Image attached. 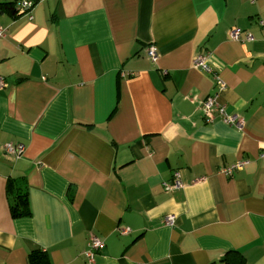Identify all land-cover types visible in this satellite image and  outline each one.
<instances>
[{"label": "crops", "instance_id": "crops-1", "mask_svg": "<svg viewBox=\"0 0 264 264\" xmlns=\"http://www.w3.org/2000/svg\"><path fill=\"white\" fill-rule=\"evenodd\" d=\"M13 1L0 0V264H86L91 236L94 264H264V0H29L19 15ZM217 90L240 126L204 117ZM174 172L182 187L165 191ZM20 189L30 214L14 218Z\"/></svg>", "mask_w": 264, "mask_h": 264}, {"label": "built area", "instance_id": "built-area-1", "mask_svg": "<svg viewBox=\"0 0 264 264\" xmlns=\"http://www.w3.org/2000/svg\"><path fill=\"white\" fill-rule=\"evenodd\" d=\"M22 8H29L31 6V2L29 0H23L20 3ZM261 23V22H260ZM7 36V29L2 27L0 25V40L5 38ZM230 36L231 39L239 41L240 40V30L233 28L230 31ZM245 40L246 41H252L253 38L251 35H246L245 36ZM147 56L149 57V59L151 60V62H156L157 60V54H156V49L154 47L149 48L146 51ZM205 57L202 55H196L194 60H193V65L195 68H199L200 70H202L203 72L207 73V72H212L210 66L206 63L205 61ZM214 76V80L217 82L218 84V88L219 90H223V83L220 81V79L218 78V76L215 73H212ZM4 85V80L3 78L0 76V87ZM202 111L204 114V117L207 119V121L209 122V119H211L213 117L214 113H218L222 119H224L223 121L227 124H236L237 126H240V124L238 125V122H236V116H231V115H227L225 112V106L221 105L218 102V90L217 92H215L214 95L208 97L206 99V101L203 103V107H202ZM4 151L6 154L9 155H15L20 157L23 152H24V145L23 144H7L6 146H4ZM246 161H239L236 162L235 164L223 168V170L221 171L222 175L224 176H231L235 171H241L244 166L246 165ZM182 187L181 181H180V175L178 172H174L173 174V179L171 181V183H165L164 184V189L165 191H172L174 189H179ZM166 223L169 227H171L174 223V217L173 216H168L166 218ZM128 232L126 230H121L120 234L121 235H125ZM104 248V243L97 237L95 236H91L88 242V246H87V250L84 252V258L86 260V264H94V260H95V254L102 250Z\"/></svg>", "mask_w": 264, "mask_h": 264}, {"label": "trees", "instance_id": "trees-1", "mask_svg": "<svg viewBox=\"0 0 264 264\" xmlns=\"http://www.w3.org/2000/svg\"><path fill=\"white\" fill-rule=\"evenodd\" d=\"M13 2L10 4L3 3L1 5L3 7H12V8H15L14 5H16L18 9H16L15 12H14V10L10 11L11 14L17 13L19 15V14L23 13L24 9H26V8L20 7L17 0H15ZM30 2H31V6L35 5V2H32V1H30ZM10 209H11L12 217H14V218L29 216L30 211H29V204H28L26 190L20 189L16 194L11 195ZM28 259H29V264H49L48 260H47V255L41 251L30 252ZM240 260H241L240 258L233 256V258L231 260L226 259L224 263L225 264H242Z\"/></svg>", "mask_w": 264, "mask_h": 264}]
</instances>
